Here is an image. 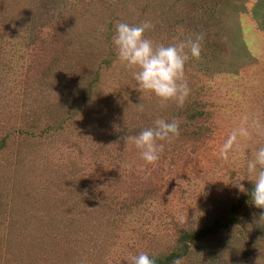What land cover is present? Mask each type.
<instances>
[{
    "label": "rangeland",
    "instance_id": "obj_1",
    "mask_svg": "<svg viewBox=\"0 0 264 264\" xmlns=\"http://www.w3.org/2000/svg\"><path fill=\"white\" fill-rule=\"evenodd\" d=\"M144 21L154 43L204 34L181 108L118 61L116 24ZM245 115L264 125V0H0V264H264V209L232 183L264 130L219 158ZM158 118L180 134L146 163L124 137Z\"/></svg>",
    "mask_w": 264,
    "mask_h": 264
},
{
    "label": "clouds",
    "instance_id": "obj_2",
    "mask_svg": "<svg viewBox=\"0 0 264 264\" xmlns=\"http://www.w3.org/2000/svg\"><path fill=\"white\" fill-rule=\"evenodd\" d=\"M153 27L150 21H144L139 25L124 22L116 24L112 42L118 61L125 68L134 69L132 78L139 92L157 97L162 108L168 101H174L177 108H181L190 93L184 67L190 58H200L204 34L198 33L194 37L164 45L145 38L144 33ZM138 110H144L143 104H138ZM242 120L243 126L232 130L221 145L220 159L227 160L238 140L252 134L250 129L264 130V125L255 117L245 115ZM179 134L178 120L158 118L151 127L141 130L135 136L126 135L124 140L135 145L146 163H154L164 150V144L159 142H171ZM245 179L252 184L251 203L257 208L264 209V146L251 153V158L246 163V175L232 181L239 192L247 191L241 183ZM260 219H264V213ZM127 261L128 264H155V258L144 252L130 256ZM175 264H180V261L177 260Z\"/></svg>",
    "mask_w": 264,
    "mask_h": 264
},
{
    "label": "trees",
    "instance_id": "obj_3",
    "mask_svg": "<svg viewBox=\"0 0 264 264\" xmlns=\"http://www.w3.org/2000/svg\"><path fill=\"white\" fill-rule=\"evenodd\" d=\"M217 225H221V224H219V222H216L214 228H204L198 234H192V233L191 234H189V233L185 234L183 236V240H184L183 243H185V244H183V245H185V246H183L184 247L183 251L186 252V250H187L186 241L194 240V239H201L202 236H204L208 233H212L214 231L213 229L217 228ZM227 226H228V224H227ZM180 255L177 254L176 252H174V253H171L165 257H162V256L154 257L155 258V264H174L179 259Z\"/></svg>",
    "mask_w": 264,
    "mask_h": 264
}]
</instances>
